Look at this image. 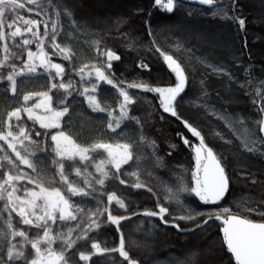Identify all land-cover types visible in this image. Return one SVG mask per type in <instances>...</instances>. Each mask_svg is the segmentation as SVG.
Instances as JSON below:
<instances>
[{"label":"trees","instance_id":"obj_1","mask_svg":"<svg viewBox=\"0 0 264 264\" xmlns=\"http://www.w3.org/2000/svg\"><path fill=\"white\" fill-rule=\"evenodd\" d=\"M116 1L122 2L124 8L128 7L129 12L117 9L99 13L82 0H52L53 4L70 9L76 21L73 24L71 17L62 14L60 34L57 36L61 39H69L78 49L77 55L81 53L82 56L94 57L96 48L103 49V53L105 50H111L119 55L121 59L112 61V69L104 70L106 75L121 86L141 81L152 86H170L174 83L175 76L167 68L162 56L150 48L148 33L151 28L161 50L177 58L185 67L189 77L186 94H182L184 98L180 102L178 111L184 119L189 120L193 126L202 131L205 142L221 158L231 181L229 193L224 200L218 202V205H204L194 193H184L181 197L184 209L191 208L195 215V212L207 213L227 207L231 209V214L264 222L262 215L264 214V142L258 141L254 153H249L242 147L246 135L245 127L256 132L257 137L264 136V133H259L258 126L253 123L262 118L258 105L264 102L257 97V93L264 96V58L257 55V52L262 50L259 43L262 41L263 26L259 20L257 21L258 15L255 14L253 7L245 0H214L215 6L212 8L180 0L177 10L168 13L155 6L154 0ZM19 2L25 5L21 9L25 16L33 15L28 11L29 7L39 12V8L32 5L30 0H19ZM37 3L47 6L48 0H37ZM261 9H264V3ZM47 10L51 14L49 20L51 27V23L55 20V9ZM239 19L245 21L243 27L239 25ZM133 41L136 42L135 46L132 45ZM177 41L181 45L180 48L175 46ZM217 44L224 45L225 51L217 50ZM53 59L62 60L55 56ZM75 60L76 56H73L71 61L63 60L75 71L72 75L69 74L68 78L65 70L64 83L71 82L74 90L72 96L67 97L69 115L61 120L62 129L76 143L86 147L101 141L112 144L114 138L119 137L121 143L134 146V157L142 152L146 158L139 164L130 161L128 165L122 166L117 179L111 177V173L115 170L108 166L110 177L103 187L100 185L97 187L99 193L96 189L93 193L95 199L90 196L83 201L79 197H72L71 200L82 207L96 211L97 201H101L99 207L107 206V194L112 192L129 201L132 198L134 206L131 214H136L137 224H142V220L147 224L150 220H154L157 229H164L168 238L177 239L180 244V247L166 244L168 247L159 251L162 260L175 264L178 259L192 256L194 264H235L234 257L223 242L221 220L208 221V224L204 225L200 217H196L194 221L178 219L181 222L178 223L180 229H176L174 227L176 220L173 222L169 220L166 225L159 217L143 214L146 211H158V204L170 207L171 203L164 199L165 189L166 187L175 189L180 177L185 184L194 186L191 175L195 170L193 147L199 142L198 139L188 132L180 120L163 112L154 93L138 89H129L130 95L140 97L130 115L138 117L143 128L141 129L135 121L128 120L124 121L115 133L112 132L107 128V123L109 112L112 109L119 111L120 98L116 89L103 81L99 82L95 94L101 107L106 109L104 112L93 111L85 97L79 95V91L83 88H91V85L97 82L94 70L95 67H104V61L99 64V59L96 58V66L84 70L82 81L80 71H76ZM203 60L207 63H203ZM141 63L148 67H140ZM214 68L217 70L214 71ZM89 72L93 73L92 77L88 76ZM56 82H59V77L56 78ZM240 85L244 87L241 88ZM204 93L207 95L205 96ZM50 95L57 96V99L63 96L62 99H65L63 90L55 89ZM254 99L257 103H253ZM1 100L3 98L0 96V105ZM58 104L59 102L56 101L54 108ZM240 117L245 120V126L233 124L232 128L227 127L226 121H235ZM26 125L30 127L31 124L26 122ZM37 130L50 134H55L56 131L54 129L45 131L39 126ZM214 133H220L223 139ZM141 136L155 141L154 152L155 156H159L162 160L160 166L156 165L153 149L138 143ZM181 137H187L193 147L185 145ZM37 142L40 148L36 150V157L39 161L47 158L44 163V179L59 184L56 180V166L52 164L55 157L50 135L47 137L46 151L43 150L45 143ZM98 151L105 153L103 150H97L94 154ZM101 157L99 156V159ZM75 168L82 169L79 161L65 168L69 180L78 187H85L82 178L76 176ZM133 173L137 175L134 176ZM119 180H124L125 184H120ZM137 182L146 187L140 189L133 187ZM148 188H151L152 192H149ZM157 197L160 199L157 200ZM116 205L113 201L111 205L113 213ZM178 208L180 209V213H177L178 217L187 214L181 207ZM249 208H253L254 211L250 212ZM197 224L201 226L198 228ZM97 230L90 233L92 237L90 245L91 242L97 241L96 237L99 235L101 247L115 248L114 244L105 245L102 241V236L104 233L108 234L109 229H100L101 234ZM112 232L114 234L115 231ZM132 237L133 240L129 244L130 257L140 264H151V261L147 262L148 251L160 247V244L156 246L154 243V247L150 244L151 239H144L142 235ZM205 250H210L213 255L205 256L203 254Z\"/></svg>","mask_w":264,"mask_h":264},{"label":"snow or ice","instance_id":"obj_2","mask_svg":"<svg viewBox=\"0 0 264 264\" xmlns=\"http://www.w3.org/2000/svg\"><path fill=\"white\" fill-rule=\"evenodd\" d=\"M30 2L39 8L37 14L43 15L45 17L44 21L24 19L16 15L18 10L25 7L19 0H0V41L4 42L2 45L4 55L0 58V70L8 69L6 76L0 71V81L6 79L8 89L15 94L18 91V78L38 76V69L46 72L49 80L47 91L23 94L22 105L6 111L4 117L0 119V201L3 202V207L0 208V221L4 225L3 230H0V264H69L70 250L74 249L78 241H92L90 233L101 227V218H106L107 222L116 225L117 229H119L121 221L129 219V217L123 215L112 214L111 205L113 201L121 209L126 210L127 207L124 200L117 196L115 192L107 194V206L101 208L99 207L101 201H97L98 207L96 211L74 204L71 198L79 197L83 201L85 198L92 196L95 199L93 196L96 191L94 184H98L101 187L105 185L106 180L110 177L108 166L115 170L111 173V177L117 179L122 166L128 165L130 161H135L139 164L146 157H144L142 152L134 157V146L128 143L113 145L101 141L85 147L77 144L62 129L61 120L66 115H69L67 97L72 96L74 86L71 82L64 83L65 68L61 63L52 62L51 56L45 51L44 41L49 39L52 48L62 55L65 60L71 61L73 59L71 49L57 44L56 36L60 34L62 14L71 17L73 24L76 21L70 9L62 5L53 4L52 0H48L47 6L37 3V0H30ZM179 3L180 0H154L155 6L168 13L175 12L179 7ZM199 3L215 6L214 0H199ZM48 8L55 9V20L51 23V29L48 23L51 20ZM32 10V7L28 8L29 12H32ZM6 16L14 18L9 23L5 19ZM42 22L44 24V33L41 36L39 27ZM17 23L24 26L23 31L21 27L16 26ZM238 23L243 27L245 21L239 19ZM6 27L14 30L6 33ZM25 33L30 34L32 39H24ZM17 37L22 40V44L19 47L26 48V60L23 58V54L17 55L10 52L7 41L11 39L13 46H16L15 40ZM148 37L150 48L162 56L167 68L174 74L175 81L172 85L152 86L141 81L121 86V84L114 82L109 75L105 74V68L109 71L112 69V61L121 59L115 52L108 50L103 53L106 57L104 67H95L94 76L97 82L92 84L91 88L85 87L82 91L78 90L79 95L85 97L88 106L93 111L104 112L106 109L101 107L95 94L99 82L103 81L116 89L120 98L118 105L119 116L113 115L116 110L112 109L109 112V121L107 123V128L115 133L117 129L121 128L122 123L128 120L135 121L141 129L143 128L139 118L130 115L133 106L136 105L140 97L130 95L129 89L154 93L163 112L180 120L188 132L199 141L193 147L187 137H181L183 143L193 147L195 153V170L191 174L194 186L185 184L183 178L180 177L175 189L166 187L164 199L169 203H175L187 212L186 215L179 216V220L194 221L196 217H200L204 225L208 224V221L221 220L223 223V242L234 257L235 264H264V222H255L247 217L231 214V209L227 207L221 208L219 212H195V215L191 208L184 209L183 200L181 199L184 193H194L195 197H198L199 201L204 205H218V202L224 200L229 193L231 181L228 172L221 163V158L205 142V135L202 131L193 126L189 120L184 119L178 111L180 102L184 98L182 94H186L185 90L189 84V77L185 67L173 55L161 50L156 43L155 35L151 28H149ZM32 43H36L37 51L35 52L30 47ZM135 44L136 42L133 41L132 45L135 46ZM175 46L177 48L181 47L178 41ZM10 56H15L21 66L17 67L16 63L11 62ZM202 62L207 63L206 60ZM208 66L213 67L212 65ZM140 67L147 68L148 66L141 63ZM213 70L216 71L217 69L214 68ZM220 71L222 72V69ZM80 73L83 81L84 68L80 69ZM88 76L92 77L93 73L89 72ZM57 77H59V82H56ZM240 87L243 88L244 86L240 85ZM53 89L63 90L65 93V99H62L56 108L52 106L53 97L50 95ZM201 91L203 92V88ZM204 95L206 96L207 93H204ZM257 97L259 100L264 101V96L259 93H257ZM33 99L37 102L33 103L31 107L27 106L28 102ZM253 103H257V100L254 99ZM258 106L262 118L253 123L258 126L259 133H264V102L259 103ZM41 111L43 114H41ZM25 113L27 114V120L33 122L31 129L21 126L25 124ZM37 123L41 129L56 130L55 134L47 132L44 134L45 148L43 150H47L46 142L48 135H50L55 157L52 160V164L56 166V180L61 187L53 186L50 181L44 179L45 165L36 158V150L40 148V144L33 139V135L35 137L42 136L40 131H35ZM226 124L229 128H232L233 124L245 126V120L240 117L235 121H226ZM245 132L246 135L242 142V147L247 152L254 153L257 150L258 141L264 142V136L257 137L256 132L249 130L247 127H245ZM214 135L223 139L220 133H214ZM138 143L151 147L156 165L160 166L162 164L161 158L155 156V141L141 136ZM97 150H103L107 153L105 159H101L95 164V172L99 173V177L96 178L91 173H87L86 167L84 173L81 172L80 168H75L76 176H83L85 187L73 185L69 180V175L66 174L65 162H69L70 167L77 162V158L80 162H90V153H94ZM133 175L137 174L133 173ZM46 183L49 186L46 187ZM119 183L123 185L125 181L119 180ZM133 187L140 189L146 187V185L137 182ZM62 188L64 191H62ZM147 190L152 192L151 188ZM65 192H67V195ZM159 199L157 197V200ZM5 210L7 211L6 220L3 219ZM248 210L250 212L254 211L253 208ZM13 214L19 217L21 225L28 226L29 230H35V238H29L28 233L22 229L17 230L13 224ZM143 214L149 217H159L166 225L169 223V220L165 219L166 214L168 216L172 215L169 208L161 204H158V211H146ZM172 218L177 219V217ZM66 222H76L75 227L70 228L67 234H56L54 228L60 227ZM200 226V224H197L198 228ZM174 227L180 229V224L176 223ZM77 229L79 232L73 238V232L77 231ZM17 237L22 238L23 243L17 244L15 242ZM57 240L61 242V251L53 248ZM29 244L31 249H34V255L31 259H29L24 250ZM125 244L122 232L116 248L101 247L100 242L93 241L90 246L94 252L89 254L80 252L79 259L88 262L93 254L118 252L121 257L128 261V264H139L137 260L131 259L129 252L125 250ZM175 264H194V260L192 256H189L176 260Z\"/></svg>","mask_w":264,"mask_h":264},{"label":"rangeland","instance_id":"obj_3","mask_svg":"<svg viewBox=\"0 0 264 264\" xmlns=\"http://www.w3.org/2000/svg\"><path fill=\"white\" fill-rule=\"evenodd\" d=\"M83 2L85 1L88 5H90V8L94 9V10H98L99 13H106L109 11H115L117 9H122L125 12H129V8H124L123 7V3L122 2H118L116 0H82ZM249 5H251L254 9V12L257 16V21L259 20V22L261 23V25L263 27H261V30L263 32L262 35V41L259 43V45H261L260 48H262L261 51L257 52V55L260 58H264V9L262 10L261 7L264 3V0H245ZM80 2V1H79ZM50 14V11H48ZM38 12L35 11L34 9L32 10L31 16H25L21 9L18 10V12L16 13V15L23 17L24 19H37V20H41L44 21L45 17L43 15H38ZM51 15V14H50ZM14 17H9L6 16L5 19L7 22H11V20ZM48 23L50 24V22L48 21ZM16 26L21 27V30L23 31L24 26L20 23H17ZM49 28L51 29L50 25ZM14 29H8L7 27L5 28V32L9 33L10 31H12ZM35 30V29H34ZM44 33V24L43 22L40 24L39 27V34L42 36ZM24 39H32L31 35L28 33L24 34ZM216 41V40H215ZM8 44H9V49L11 53H15L17 55L23 54V58L26 59V48H21L19 47V45L22 44V40L20 37H17L15 40V45L13 46V42L11 39H8ZM217 42V41H216ZM4 42L0 41V58L3 57L4 52H3V45ZM56 43L59 44L61 47H65V48H70L73 56H76V60L74 61V65L76 67V71H80L81 68L85 69H90L93 68L94 66H96L95 60L96 58L99 59V64L102 63L104 61V63H106V57L104 59V55H103V49L98 50V48L95 49L94 52V57L92 55L88 56V55H84L82 56L81 53H79L80 55H77L78 49L75 48L73 43H70L69 39H61L58 36H56ZM44 45H45V51L51 56L52 62L54 63H61L65 70L67 71L68 74V78L70 77V75H72V73L75 71V69L72 67L70 68L69 65H67V63L64 60V57L62 55H60L58 52H56L55 49L52 48L51 46V41L49 39H45L44 41ZM31 49L33 52L37 51V47H36V43H32L30 45ZM216 49L219 51H225V46L224 45H216ZM108 50H105V52ZM96 54V55H95ZM57 57L62 59L61 61H56L55 59H53V57ZM10 61L14 62L17 64V67H20V63L19 61L16 59L15 56H10ZM86 66V67H85ZM2 71V74L4 76L7 75V71L8 69H3L0 70ZM54 71V70H53ZM38 73H39V77L38 76H29L26 78H18L17 80V87H18V91L17 93L13 94L10 89H8V82L7 80H2L0 81V96L3 98V100H1V105H0V119H2L6 113V111H10L15 107H19L22 105L23 101H22V95L26 94L27 92H43V91H47L48 87L47 85L49 84V80H48V74L46 72H44L42 69H38ZM38 77V78H37ZM72 77V76H71ZM32 78V79H31ZM81 78V76H80ZM28 79H30L31 81H29ZM86 82H88V79H86ZM88 84V83H87ZM7 89V90H6ZM55 90V89H53ZM52 90V91H53ZM10 95V96H9ZM53 97V104L52 106L54 107V104L56 103V101L60 102L63 98V96L61 98L57 99V96L52 95ZM37 101L35 99H33L32 101L28 102L29 107L32 106L33 103H36ZM41 114L42 111H41ZM114 115V114H113ZM115 116H119V111H116ZM24 120H25V124H22L21 126H26L29 129H31L33 127V122L30 120H27V114H24ZM27 123H30V127L29 125H26ZM37 126H39V124L37 123L35 125V131L37 129ZM38 131V130H37ZM46 131V130H45ZM46 132L42 133L41 137H35L33 135V138L41 143H44V134ZM52 142V141H51ZM121 143V139L119 137L114 138V140L112 141V144H118ZM78 144V143H77ZM81 145V144H79ZM86 147V146H85ZM52 148H53V142H52ZM10 151V150H9ZM91 156V161H86V162H80L77 158V161H79V163L82 165V169L81 172L84 173L85 172V167L87 169V173H91L94 177L98 178L99 177V173L95 172V164L98 163L101 159L106 158L107 157V153H102V152H97V154L94 153H90ZM95 156V158H94ZM99 156L101 157V159H99ZM37 158V157H36ZM54 159V158H53ZM47 160V158H43L41 160V162L45 163V161ZM52 160V159H51ZM69 166V162H65V168H67ZM70 167V166H69ZM27 171V169H25ZM82 181H83V176H81ZM23 183V182H22ZM52 183V182H51ZM83 183V182H82ZM84 184V183H83ZM53 186L56 187H61L60 184H56V183H52ZM75 185V184H73ZM45 186H49L47 183L45 184ZM77 186V185H75ZM78 187V186H77ZM94 187H99L98 184H94ZM62 191H64V189L62 188ZM98 193H99V189H97ZM19 194V193H18ZM65 194L67 195V192H65ZM121 199L124 200L125 204H126V210L125 209H121L119 208L118 205H116V207L114 208V213L113 215H123L126 217H129L130 219H126L121 221L120 223V227L119 229H117L116 225L111 224L110 222H107L106 218H101V227L97 230L99 232V234H101L100 229H109V233L105 234L102 236V241L105 242V245H112L114 244L115 248L118 247L119 244V238H120V233L122 232L124 234V238H125V250L129 252V244H131L133 237L135 235H142L144 239H151V245L155 247L158 245V243L160 244V247L156 248V249H151L148 251V256H147V262L151 261V264H174V263H169L166 262L164 260L161 259L160 255H159V251L160 250H164L166 247H168L167 245H174V246H179L180 244L178 242L177 239H170L167 237L166 235V231L164 229H157L154 226L153 221L154 220H150L147 224L146 222H143L142 220V224H137V218L135 217L136 214H131V209L132 206H134V202L132 201V198L130 199H124L121 197ZM132 201V202H131ZM142 201V199H141ZM74 204H76L74 201H72ZM131 202V203H130ZM3 207V202L0 201V208ZM82 207V206H81ZM167 207V206H165ZM168 208L170 210V213L172 214L171 216L168 217V215L166 214L165 219L171 220L172 222L175 221L176 223H181L178 220V214L180 213V209L178 208V206L175 203H171L170 207L168 205ZM218 207H215V209ZM220 208V207H219ZM220 211V209H216V212ZM172 217H177V219H173ZM3 219H7V211H4V217ZM13 220V224L14 226L17 228V230H24L28 233L29 238H35L36 232L35 230H29L28 226H23L19 223V217L16 216L15 214H13L12 217ZM141 220V219H140ZM157 221L155 220V223ZM75 223L76 222H66L64 225L60 226V227H55L54 228V232L56 234L59 233H64L67 234L68 230L70 228H74L75 227ZM130 223V224H129ZM4 225L3 222L0 221V230H3ZM115 231L113 234V230ZM155 230V231H154ZM79 230L77 229V231L73 232V238L78 234ZM96 234V233H95ZM94 235V234H93ZM94 237V236H93ZM97 241L99 242V235H97L96 237ZM131 239V240H130ZM17 244L23 243V239L20 237L16 238L15 241ZM133 244H135V242H133ZM167 244V245H166ZM53 248H55L57 251H61L62 250V245L61 242L59 240H57V242L53 245ZM160 248V249H159ZM26 252V255H28L29 259L32 258V256L34 255V249H31V245H27L26 249H24ZM80 252H84L85 254H89L90 252H94V250L91 249L90 246V241L89 242H84V241H78L77 245L74 246V249L70 250V259H69V264H124L127 263L128 261H126L123 257H121L119 255L118 252H113V253H103V254H93L91 257V260L88 262L82 261L79 259V253ZM203 254L205 256H212L213 252H211L210 250H205V252H203ZM130 255V254H129ZM204 256V257H205ZM132 259V258H131ZM139 262V261H138ZM166 262V263H165ZM140 264V262H139Z\"/></svg>","mask_w":264,"mask_h":264},{"label":"water","instance_id":"obj_4","mask_svg":"<svg viewBox=\"0 0 264 264\" xmlns=\"http://www.w3.org/2000/svg\"><path fill=\"white\" fill-rule=\"evenodd\" d=\"M182 1H184V2H186V3H189V4H193V5H197V6H201V7H206V8H212V7H214L213 5H203V4H201V3H199V0H182ZM214 3H215V1H214ZM221 163H222V161H221ZM223 164V163H222ZM224 166V165H223ZM243 217V216H242ZM253 221H255V220H253ZM255 222H260V221H255Z\"/></svg>","mask_w":264,"mask_h":264}]
</instances>
